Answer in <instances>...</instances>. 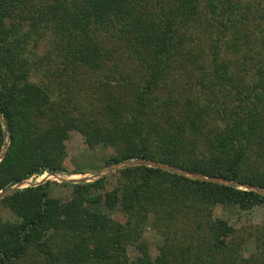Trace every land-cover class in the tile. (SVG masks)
<instances>
[{"label": "trees", "instance_id": "16d2710c", "mask_svg": "<svg viewBox=\"0 0 264 264\" xmlns=\"http://www.w3.org/2000/svg\"><path fill=\"white\" fill-rule=\"evenodd\" d=\"M0 111V192L84 172L73 130L114 149L103 166L152 159L264 187V0H0ZM52 183L0 198V264H264L252 189L148 165L60 183L67 199Z\"/></svg>", "mask_w": 264, "mask_h": 264}, {"label": "rangeland", "instance_id": "374dc122", "mask_svg": "<svg viewBox=\"0 0 264 264\" xmlns=\"http://www.w3.org/2000/svg\"><path fill=\"white\" fill-rule=\"evenodd\" d=\"M44 46L45 45H43V47ZM233 68L235 69V66H233ZM67 151H68V158L70 159L71 164H73L74 167L76 168H82L84 172L74 173L70 175L58 172L57 173L58 176L50 175V172H47V174L46 173L40 174V178L42 179L39 180V181L46 180V181H50L51 183L53 181L57 182L56 184L54 183L51 184V192H52L51 194L60 197L62 199H67L71 196L72 187L60 184L63 182L58 177L78 178L84 175L89 176L99 173L103 171L105 168H107V166H103L105 158H107L108 156L114 153L113 148L104 145H98L94 148H90L85 140V137L78 130H73L71 132L70 139L67 141ZM31 178L32 177L26 179V182L21 187L22 188L27 187L30 183L38 182V181L27 182ZM33 178L34 180L37 179L35 175L33 176ZM104 209L109 210L106 206L104 207ZM215 214L217 216L231 220L234 223L238 222L240 224L243 221L259 224L261 223L263 218L260 212H241V210L237 206H231V205L217 206L215 208ZM3 215L6 218H11V219H14L16 217L9 209H3ZM145 232L151 241L156 239V236L154 234L151 225H148L146 227ZM254 247H255L254 241L250 240L249 243L246 245V254L249 255L254 250ZM130 253L131 254L135 253V249L131 248Z\"/></svg>", "mask_w": 264, "mask_h": 264}, {"label": "water", "instance_id": "95a60500", "mask_svg": "<svg viewBox=\"0 0 264 264\" xmlns=\"http://www.w3.org/2000/svg\"><path fill=\"white\" fill-rule=\"evenodd\" d=\"M0 118L2 119V121H4V118L2 116V113L0 111ZM6 129V128H5ZM8 146H6V148L4 149V151L1 153L0 155V160L5 156L6 152H7ZM136 165H148V166H153V167H158V168H162V169H166V170H170L179 174H183L186 175L188 177L191 178H195V179H201L204 181H212V182H217V183H223V184H227V185H232V186H238V187H243L245 189H252L256 192L262 193L264 195V187L262 186H257V185H251V184H241L235 180H231V179H227V178H223V177H212V176H208L205 174H201L198 172H193L190 171L188 169H181L178 168L176 166L167 164V163H163L160 161H156V160H152V159H136V160H129V161H124L121 163H117V164H113V165H109L107 166V168H105L103 171L96 173L94 175H84L82 177H58L62 182H88V181H93L96 179H99L101 177H104L110 173H113L119 169H123L126 167H130V166H136ZM50 175H54V176H58L57 173H50ZM26 182V180H23L7 189H4L0 192V198L4 197L8 194H10L11 192L15 191L18 188H22L21 186ZM46 182V180H41L35 183H30L28 186H35L41 183Z\"/></svg>", "mask_w": 264, "mask_h": 264}]
</instances>
